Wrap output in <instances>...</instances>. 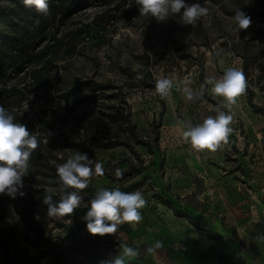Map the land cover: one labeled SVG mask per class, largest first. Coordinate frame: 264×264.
I'll return each mask as SVG.
<instances>
[{
	"label": "rangeland",
	"instance_id": "rangeland-1",
	"mask_svg": "<svg viewBox=\"0 0 264 264\" xmlns=\"http://www.w3.org/2000/svg\"><path fill=\"white\" fill-rule=\"evenodd\" d=\"M186 2L201 3L209 9L208 15L194 25H184L179 22V14L157 22L153 17L140 16L136 4L122 13L111 8V3L90 2L60 28L80 34V51L63 61L67 69L60 67L58 73L65 71L76 80L111 81L120 86L138 134L151 145H136L134 153L122 146L97 150L95 162H100L104 171L116 175L119 170L122 175L132 162L140 172L120 181L105 174L94 175L91 186L96 192L100 188L140 191L146 200L142 221L135 226L120 225L112 234L119 245L113 246L115 252L108 250L116 256L122 244L138 248L140 255L131 260L136 264H189L188 257L190 262L208 263L210 256L205 250L194 247L189 252L179 233V238L170 234L171 219L165 217V211H180L186 213V220L197 221L200 229L192 227L202 239L210 235L211 226L224 235L221 244L234 245L235 252H225L221 247L216 250L214 258L219 262L264 264V0ZM236 9L251 18L248 29H234L230 18ZM121 67H128L129 74L122 73ZM227 67L242 69L248 88L231 109L233 132L228 143L218 149L219 157L205 158L202 151L185 141L182 132L217 114L224 102L211 94V85L205 80L218 79ZM162 77L174 81L165 98L155 92V82ZM185 89L193 94V100L185 99ZM92 93L88 86L81 91L84 99L80 111L96 105ZM39 104L28 94L24 106L31 113ZM220 110L229 112L223 107ZM72 119L69 116L64 123L57 121L56 132L66 129ZM42 142L47 158L39 165L30 163L29 170L34 172L30 178L53 194L62 195L61 187L44 184L50 181L44 173L53 160L49 138L44 137ZM53 153L61 151L53 149ZM73 154L68 152L67 157ZM32 187L24 181L22 191ZM80 193L89 195L90 200L95 196L87 190ZM3 195L0 242L6 250L0 245L1 262L7 256L11 264H78L80 257L100 250L89 242L91 234L70 227L69 217H49L47 208L34 200L23 208L22 217ZM81 207L71 216L79 215ZM228 211L231 220L224 214ZM206 217L210 221H204ZM174 238L176 242L169 244ZM157 240H162L164 247L155 256L147 254L146 248Z\"/></svg>",
	"mask_w": 264,
	"mask_h": 264
},
{
	"label": "trees",
	"instance_id": "trees-1",
	"mask_svg": "<svg viewBox=\"0 0 264 264\" xmlns=\"http://www.w3.org/2000/svg\"><path fill=\"white\" fill-rule=\"evenodd\" d=\"M49 12L47 15L38 13L34 8L26 7L22 0H0V105L11 112L16 122L27 126L30 133L37 136L39 147L33 152L30 163L39 165L46 159L42 152L43 138L48 137L51 147L52 162L47 164L45 175L50 177L46 185L62 188L56 175L58 164L66 161L68 152L87 154L95 162L98 151L112 150L122 146L134 153V146L151 145L143 139L136 130V125L130 116V105L125 95H121V87L111 81L76 80L65 71L59 72L60 67L68 59L76 56L80 49V34H69L60 28L76 13L90 2L111 3V8L126 13L135 5V0H47ZM39 21V23H37ZM64 61V63H63ZM67 69V68H66ZM120 71L129 74L128 67H121ZM88 86L91 98H97V103L91 109L80 111L84 97L81 91ZM54 92V93H53ZM53 93V94H52ZM28 94L34 101H39V107L30 113L28 106H24ZM72 116V123L56 132L55 123ZM157 143V137H154ZM53 149L61 151L53 153ZM138 158V157H137ZM94 168V164H93ZM132 172H140L136 164L130 162L123 174L113 175L103 170V174L115 181L123 180ZM34 172L28 171L24 181L32 183L34 187L26 189L23 197L15 199L4 194L3 197L13 204L23 217V208L33 200L47 208L42 203L45 194H52L53 202H58L62 195L73 189H65L62 195L41 187V182L30 178ZM94 176V175H93ZM92 176V177H93ZM91 177V179H92ZM91 179L85 189L95 194L96 189L91 186ZM139 186V185H137ZM81 211L77 216L69 217V224L75 231L86 232V221L83 220L88 210L89 195L80 193ZM164 203L171 207V202ZM177 217H185V212L174 211ZM190 224L199 228L194 218H189ZM90 234V233H88ZM112 234L92 236L89 238L94 246H99L95 254L82 256L78 264H100V261L114 257L109 250L118 246ZM3 249L6 246L0 242ZM108 248H112L109 249ZM0 264H11L4 256ZM126 264H136L132 261Z\"/></svg>",
	"mask_w": 264,
	"mask_h": 264
},
{
	"label": "clouds",
	"instance_id": "clouds-1",
	"mask_svg": "<svg viewBox=\"0 0 264 264\" xmlns=\"http://www.w3.org/2000/svg\"><path fill=\"white\" fill-rule=\"evenodd\" d=\"M26 7L34 8L38 13L47 15L49 4L47 0H22ZM140 16L153 17L157 22H166L170 17L179 14L180 23L194 25L209 13V9L201 3H187L186 0H135ZM234 29L239 32L251 25V18L239 9L231 18ZM39 23V21H37ZM205 84L211 85V94L220 97L223 104L220 107L229 109V112L217 108V114L209 116L201 124L189 126L182 132L183 138L196 151H216L222 144L228 143L232 134L233 116L231 109L237 104V99L248 88V81L242 69L227 67L218 79L208 77ZM174 86L173 78L162 77L155 82V92L165 98ZM203 87V85H202ZM187 101L193 100V94L185 89ZM39 147L36 135L29 132L27 126L16 122L15 116L4 106L0 105V194H6L15 199L23 197L25 192L23 178L28 175L30 159L33 152ZM94 164V168H93ZM56 175L62 191L73 189L62 195L58 202H53L52 194H45L42 203L47 205L49 217L70 216L81 206L80 192L85 190L93 175H103V165L90 160L87 154L76 152L69 156L64 163L56 167ZM116 175L120 176L119 170ZM146 200L140 191L125 192L119 188H100L94 198L88 203V210L83 217L86 229L92 236L115 234L120 225L135 226L142 219L141 209ZM39 219V217H36ZM164 247L162 240H157L146 248L149 255L155 256L157 250ZM140 255L139 249L122 244L118 255L100 261V264H126Z\"/></svg>",
	"mask_w": 264,
	"mask_h": 264
},
{
	"label": "crops",
	"instance_id": "crops-1",
	"mask_svg": "<svg viewBox=\"0 0 264 264\" xmlns=\"http://www.w3.org/2000/svg\"><path fill=\"white\" fill-rule=\"evenodd\" d=\"M203 156L206 157H213V156H220V150L216 151H209V150H203L202 151ZM206 171H209L208 167L206 168ZM214 174V173H213ZM218 191L221 192V187H218ZM222 208H225V206L221 202ZM224 211V210H223ZM226 214V219L231 220L232 216L229 213L224 212ZM165 217L170 220V226H169V232L172 234V236L175 235V237L179 238L182 240L183 245L186 247V249L190 252V250H194V247H201L203 250H205L206 254L210 256V261L206 264H225L223 262H219L216 258H214L215 252L218 248H223L225 252H235V247L233 244H225L224 242L221 244V240L223 239L224 235L220 234L213 229H211V226H209L208 231H210L209 236H205L203 239L197 232L192 227V224L186 218L184 217H177L174 214H172L170 211H165ZM204 221H210L209 218H205ZM214 221V220H213ZM214 223V222H213ZM214 225V224H213ZM194 229V230H193ZM206 229V228H205ZM216 232V233H215ZM179 233V237L176 236V234ZM177 238L174 239H169L168 243L170 244L171 242H176ZM191 257H188L187 261L189 264H203V263H195L190 262Z\"/></svg>",
	"mask_w": 264,
	"mask_h": 264
}]
</instances>
